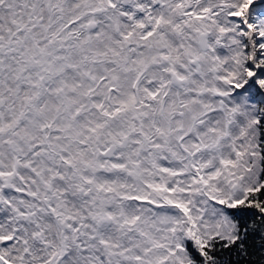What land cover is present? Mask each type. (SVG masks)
I'll return each mask as SVG.
<instances>
[{
    "label": "snow or ice",
    "instance_id": "obj_1",
    "mask_svg": "<svg viewBox=\"0 0 264 264\" xmlns=\"http://www.w3.org/2000/svg\"><path fill=\"white\" fill-rule=\"evenodd\" d=\"M0 264H264V0H0Z\"/></svg>",
    "mask_w": 264,
    "mask_h": 264
}]
</instances>
